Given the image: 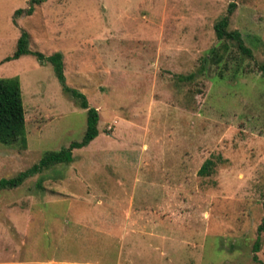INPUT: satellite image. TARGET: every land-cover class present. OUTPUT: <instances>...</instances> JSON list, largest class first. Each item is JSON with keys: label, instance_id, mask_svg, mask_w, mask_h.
<instances>
[{"label": "rangeland", "instance_id": "rangeland-1", "mask_svg": "<svg viewBox=\"0 0 264 264\" xmlns=\"http://www.w3.org/2000/svg\"><path fill=\"white\" fill-rule=\"evenodd\" d=\"M230 1L0 0L26 129L0 143V179L86 130L50 61L6 60L23 32L99 114L70 162L0 189V264H264V0L229 15L251 56L216 37Z\"/></svg>", "mask_w": 264, "mask_h": 264}, {"label": "trees", "instance_id": "trees-1", "mask_svg": "<svg viewBox=\"0 0 264 264\" xmlns=\"http://www.w3.org/2000/svg\"><path fill=\"white\" fill-rule=\"evenodd\" d=\"M41 2L44 0H33ZM237 0H231L228 4L227 14L221 17L215 24L214 30L217 39H227L234 41L239 50L251 56V49L244 45L241 34L238 30H227L229 15L235 9ZM32 8L26 9V14L31 13ZM22 9H17L15 14H21ZM35 54L41 60L47 59L54 67L55 74L63 86V90L72 95L79 101L82 108L87 110L86 116V130L80 141H73L68 147L61 148L56 151H46L40 160L30 166L29 168L18 172L15 176L10 178L0 179V189L14 188L19 186L26 178L41 172L42 170L59 163H68L72 160V150L74 148H81L88 145L98 135V120L99 114L96 108L88 104L86 97L77 89L69 87L65 82L63 73L62 56L60 53H53L49 56H44L42 53L32 51L28 48V34L23 32L17 40L16 49L13 54L6 58V60L18 58L22 54ZM205 57L204 60H207ZM259 70L264 73V61L259 64ZM203 68L198 71L202 72ZM195 73H190L183 78L191 79ZM19 142L23 147L26 145V129H25V111L21 98V88L17 77H0V143L12 144ZM264 208V203H263ZM258 230H264V216L262 223ZM259 247V239L257 238L254 244V251ZM254 259H257L254 255Z\"/></svg>", "mask_w": 264, "mask_h": 264}, {"label": "crops", "instance_id": "crops-1", "mask_svg": "<svg viewBox=\"0 0 264 264\" xmlns=\"http://www.w3.org/2000/svg\"><path fill=\"white\" fill-rule=\"evenodd\" d=\"M50 264V263H49Z\"/></svg>", "mask_w": 264, "mask_h": 264}]
</instances>
